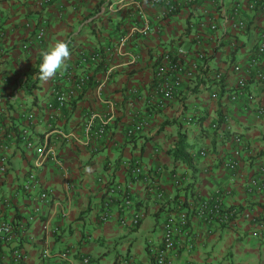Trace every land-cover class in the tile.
<instances>
[{
    "label": "crops",
    "instance_id": "0c3cea01",
    "mask_svg": "<svg viewBox=\"0 0 264 264\" xmlns=\"http://www.w3.org/2000/svg\"><path fill=\"white\" fill-rule=\"evenodd\" d=\"M235 4L247 22L243 30L232 27ZM138 9L147 12L151 30L123 42L131 27L142 25ZM41 26L45 33L36 39ZM0 32V153L9 164L0 185L11 203L0 204V212L24 219L40 208L23 243L28 264H41L40 242L29 237L42 235L45 220L60 229L49 240L52 250L74 245L75 254L92 256L91 264H124L119 262L123 255L133 259L129 264H154L146 241L161 239L163 222L179 202L189 213L192 246L186 247L181 236L170 264H264V190L247 188L248 177L264 166V80L247 76L244 94L229 98L264 35V11L250 10L246 0H51L42 8L28 0H0ZM57 39L70 42L71 55L54 78L42 81L41 53ZM177 48L201 67L173 97L163 99L153 91L155 64L164 52ZM235 65L241 70L235 71ZM60 72L64 78L58 77ZM85 72L91 79L80 94L60 109H48V102L56 105L55 89L71 87ZM93 110L105 112L110 123L101 139L88 142L83 124ZM27 113L34 121L28 122ZM139 116L147 117V125L127 136V127ZM27 126L37 142L53 129V134H70L57 139L61 163L38 169L37 182L29 189L24 181L31 158L19 137ZM182 134L188 147L175 159L172 152ZM235 149L239 164L231 170L223 160ZM125 160L148 173L132 175L131 167L122 164ZM176 176H184L181 185L174 183ZM110 182L120 188L103 219ZM154 183L161 199L151 188ZM43 188L50 190L49 204L39 198ZM215 196L224 206L251 209L263 224L261 234H254L255 225L245 218L229 225L206 224L193 214L192 201ZM124 198L131 201L129 207ZM142 209L145 217L138 226L122 224V218ZM74 258L80 262L78 255Z\"/></svg>",
    "mask_w": 264,
    "mask_h": 264
},
{
    "label": "built area",
    "instance_id": "2783aa9c",
    "mask_svg": "<svg viewBox=\"0 0 264 264\" xmlns=\"http://www.w3.org/2000/svg\"><path fill=\"white\" fill-rule=\"evenodd\" d=\"M31 4L38 8H42L48 4L51 0H28ZM152 3L159 4L166 0H149ZM170 1V0H169ZM186 3L195 2L197 0H184ZM246 4L250 10L255 7L260 8L264 11V0H246ZM173 6H171L172 8ZM234 19L232 21V27L243 30L247 26V22L242 17L239 6L235 4L233 6ZM139 20L142 25L135 24L131 27L130 31L124 35L122 41H126L136 34L144 35L151 30L149 24V16L143 9H138ZM215 27V24L211 26ZM45 29L43 26L37 29L35 33L36 39H41L44 35ZM0 37L2 33L0 32ZM28 44H24L27 47ZM136 58L137 55L134 54ZM264 58V35L261 36L257 42L256 49L248 64L243 69L244 75L238 79L235 85V89L230 94L231 100H237L242 94H244V87L246 84L247 76L254 77L257 80H264V66L262 60ZM201 63L198 60H191L184 49L177 48L175 51L164 52L155 64V70L153 75V88L157 95L161 98H171L175 95L176 90L182 84L184 79L192 78L195 73L200 69ZM235 71L241 70L239 65L233 67ZM217 78L221 76L220 72L215 75ZM59 78H64L62 72L58 74ZM91 75L89 73H83L69 88H58L55 89V100L56 105L48 102V109H60L67 105L75 96L79 95L84 89L87 83L90 81ZM213 97H217V93L211 94ZM110 106L114 105L112 100L106 101ZM28 122L34 121V115L27 113ZM110 123V117L105 112L90 111L85 115L83 132L86 140L91 141L92 139H101L108 129ZM148 123L146 116H139L135 122L129 125L126 129L127 136H133L141 131ZM2 126L0 117V127ZM29 126L24 127L21 130V138L24 142L25 148L30 153L32 168L31 171L26 175L24 181V187L29 189L32 187L34 182H37V170L44 167L50 162L61 163L58 148L56 146L57 139L69 138V133H63L61 131L58 134H53V130L46 133V137L41 142H37L31 138L28 130ZM50 132L52 134H50ZM236 144L241 141L239 136L234 138ZM88 141V142H89ZM94 151L97 150L95 146L92 147ZM238 149L234 150L230 156H227L223 160V165L228 169L234 170L238 164ZM201 154H205V151H201ZM123 165L131 167V173L134 176L148 173L147 169L140 167L137 163L131 164L129 161H122ZM8 158L7 155L0 153V183L1 176L8 170ZM184 180V176H176L174 183L181 185ZM120 185L115 182L108 184V190L106 198L103 202V209L101 211V217L103 219L108 217L109 209L112 205L113 198L117 194ZM151 188L155 190V195L158 199L163 196L162 191L158 188V185L154 183ZM247 188L249 190H264V166H259L257 171L250 175L247 180ZM39 198L43 204H49L51 201V194L48 188H43L39 194ZM0 204L4 207L10 206L5 197L2 187L0 185ZM123 204L125 207L131 205V201L124 198ZM181 203L176 207V211L168 214L163 222L161 239L148 238L146 241L147 253L150 260L154 264H170V254L174 252L177 245L181 243L180 237L182 236L185 241L186 247L192 246L193 235L188 226L189 213L186 209L181 208ZM192 212L195 216L201 219L206 224H210L214 221L229 225L234 222L237 218H245L248 221H252L256 227L254 234L260 235L263 224L256 217L253 216L251 209L243 208L237 205L224 206L220 202V197H200L191 203ZM8 213V212H7ZM0 212V264H28L29 255L27 250L24 248L23 243H26V232L28 224L35 219H39L40 208L36 207L34 214L29 215L24 219L15 218L14 214H7ZM145 217V211L135 210L130 219L122 218V224L127 227H136L140 224L141 219ZM60 234L58 227H50L48 221L42 222V235L39 238L29 237L30 240L40 242V248L38 250V258L41 264H91L93 263L92 256L90 254H75L76 247L74 245H67L59 250H52L50 247L49 240L54 235ZM91 239V236L87 233L86 236ZM74 255H78L79 261L77 262ZM119 262L129 264L133 262L131 257L123 255L119 257ZM98 264H115V262L102 261Z\"/></svg>",
    "mask_w": 264,
    "mask_h": 264
},
{
    "label": "clouds",
    "instance_id": "9594fccd",
    "mask_svg": "<svg viewBox=\"0 0 264 264\" xmlns=\"http://www.w3.org/2000/svg\"><path fill=\"white\" fill-rule=\"evenodd\" d=\"M71 55L70 42L65 39H57L41 53L39 63V79L48 81L54 78L60 71L65 61Z\"/></svg>",
    "mask_w": 264,
    "mask_h": 264
},
{
    "label": "trees",
    "instance_id": "16d2710c",
    "mask_svg": "<svg viewBox=\"0 0 264 264\" xmlns=\"http://www.w3.org/2000/svg\"><path fill=\"white\" fill-rule=\"evenodd\" d=\"M256 7L253 9L256 11ZM40 63V62H39ZM38 70H39V65H38ZM39 76V75H38ZM37 80L34 81V83H36ZM20 139L21 138V134L19 135ZM188 147V143L186 140V137L182 134L180 135L179 141L176 145V149H174V151L172 152L174 154L175 159L178 158L179 156L183 155V150H185Z\"/></svg>",
    "mask_w": 264,
    "mask_h": 264
}]
</instances>
